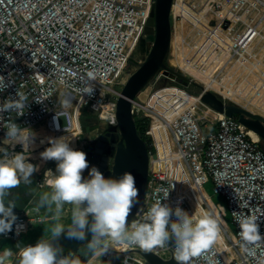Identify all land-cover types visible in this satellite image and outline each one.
Masks as SVG:
<instances>
[{"label": "built area", "instance_id": "2783aa9c", "mask_svg": "<svg viewBox=\"0 0 264 264\" xmlns=\"http://www.w3.org/2000/svg\"><path fill=\"white\" fill-rule=\"evenodd\" d=\"M154 4L155 0H0V76L6 85L0 91V104L18 99V92L27 98L22 115L0 112V158L17 153L28 158L33 152L29 146L25 151L24 144L6 143L5 125L10 121L31 133L27 144L38 141L33 135L42 129L59 136L77 128L80 133L72 148L83 152L84 109L96 112L108 125H117V86H123L131 75L128 69L135 64V53ZM182 19L194 26L193 39L183 37L182 41L189 51L186 65L203 72L212 70V81L219 68L221 73L216 76L222 75L221 80L233 79L231 69L236 67L247 68L249 76L264 80V0H199L195 7H190L187 0H173V30ZM217 50L222 53L220 57ZM90 72L94 79H89ZM156 86L145 101L135 99L132 103L135 121L149 120L146 134L152 141L145 202L134 221H142L157 200L173 210L180 207L189 215L206 213L208 194L204 186L212 183L215 194L227 203V209L218 204L221 215L214 217L219 218L222 228L223 217L229 216L235 228L232 237L226 234L228 242L224 238V245H215L212 259L217 264H264V243L256 246L255 256L246 254L233 215L255 210L261 216L259 231L264 236V151L260 139L252 138L236 117L204 104L201 96H193L195 101H190L182 94L186 91L176 86ZM84 87L92 88V93L82 92ZM169 94H175V98L166 100ZM155 118L167 126L171 137L160 134V140L155 138L153 127L161 128ZM34 162L39 165V160ZM47 169L55 173L56 163ZM37 185L47 186L45 178H39ZM160 188L169 190L166 200L163 191L157 192ZM197 193L204 200L195 210L190 200L196 199ZM28 216L24 213L17 217L0 240L16 242L35 222L46 220ZM140 251L145 250L112 244L105 254L91 257L86 264H150ZM147 252L175 259L170 245ZM191 264L207 262L201 256L194 257Z\"/></svg>", "mask_w": 264, "mask_h": 264}, {"label": "clouds", "instance_id": "9594fccd", "mask_svg": "<svg viewBox=\"0 0 264 264\" xmlns=\"http://www.w3.org/2000/svg\"><path fill=\"white\" fill-rule=\"evenodd\" d=\"M94 79L93 73L88 74ZM4 77L0 76V91L5 87ZM82 92L91 94L92 88L84 87ZM18 99L6 100L0 104V112L15 111L23 114L27 98L17 93ZM7 142L15 141L25 145L31 133L14 122L5 125ZM50 147L40 155L45 161H55L56 171L45 173V183L51 189L44 192L38 202L37 210L45 208L52 212V226L48 230L50 238L40 239L34 246L20 247L15 253L19 264H82L80 259L70 260L60 256V248L54 243L62 234L69 239L86 240L91 234L87 248L95 256L105 254L112 244L123 248L139 247L145 251L172 246L177 264H191L194 257L203 256L207 264H217L212 259L214 247L221 239L219 218L206 213L189 215L180 207L174 210L157 200L142 221L128 224L131 209L138 202L139 189L135 177L128 172L120 177H108L95 166L89 165L86 153L73 149L65 138L50 139ZM37 167L27 162L23 153L0 158V233L11 230L16 219L13 214L15 203H5L8 192L20 183L30 182L29 177ZM88 170V177L83 173ZM169 196L166 188L157 189ZM65 205L71 206L70 225L63 222ZM176 219L173 221L172 216ZM239 226V237L243 251L255 256V248L264 243L260 234L259 218L255 210L233 213ZM261 215H264L262 213ZM14 252L5 248L0 252V264H11Z\"/></svg>", "mask_w": 264, "mask_h": 264}, {"label": "water", "instance_id": "95a60500", "mask_svg": "<svg viewBox=\"0 0 264 264\" xmlns=\"http://www.w3.org/2000/svg\"><path fill=\"white\" fill-rule=\"evenodd\" d=\"M173 0H155L150 17L145 27L143 41L146 44V58L137 64V69L127 78L116 100L117 125H108L99 120L97 113L91 111L96 122L89 127L84 138V152L90 167H97L106 178L120 177L123 173H131L135 177L139 189L138 202L131 209L128 224L135 220L137 212L143 207L149 175L150 155L146 141L140 135L132 113V103L135 99L145 101L152 87L160 78L165 81L190 82L199 88L201 101L220 114L236 117L238 121L256 134L264 151V119L240 106L236 102H228L217 94L208 91L202 84L191 81L183 71L169 61L173 49V27L171 21ZM156 158V155H153ZM88 177V170L84 171ZM50 238V237H49ZM91 234L86 240L69 239L62 234L54 243L60 248V256L70 260L80 259L86 264L93 253L87 248ZM37 242L29 244L34 246ZM27 245V246H29ZM150 264H177L170 257L162 259L158 255L139 252ZM14 264H19V257Z\"/></svg>", "mask_w": 264, "mask_h": 264}, {"label": "rangeland", "instance_id": "374dc122", "mask_svg": "<svg viewBox=\"0 0 264 264\" xmlns=\"http://www.w3.org/2000/svg\"><path fill=\"white\" fill-rule=\"evenodd\" d=\"M187 3L190 5V7H195L199 4V0H187ZM182 6L185 7L184 5H182ZM193 12H195V10ZM177 28H178V30L177 29L176 30L179 33L182 31L181 28H184L186 30L185 34H179L180 36L188 37L187 39H193V37H194V32H193L194 26H193V24L189 23L187 20H183V21L180 20V21H178ZM176 30L175 29L173 30V49H172L171 54L169 55V61L173 65L176 66L178 71H181L180 68H178V66H177L176 57H175V37H174V35H175ZM184 46L187 49L186 45H184ZM217 52H218V56L220 57L222 55V53H220L218 50H217ZM185 53L186 54L189 53L188 49ZM259 53L262 54V51H259ZM145 58H146V44L144 41H142L140 43L136 53H135V58H134L135 64H133L128 69L129 72L127 74H132L137 69V66H138L137 64L143 62L145 60ZM219 69L221 70V68H219ZM220 70L215 72L213 77L215 79V82L222 84L225 81V80H221V78H223V76L222 75L216 76L217 74L221 73ZM240 70H242L244 72V74L240 75L239 74ZM227 71L228 70H225L224 72L226 73ZM247 73H248V69L244 68V67H236L234 69H231V75L233 76V79H231V80H233V86L235 87L236 84H239V80L241 78H245L246 76L249 77V75ZM185 75H187V74H185ZM127 78H128V76L125 79L127 80ZM231 80H228V81H231ZM199 83L203 84L202 82H199ZM203 85H205V84H203ZM165 86H167V87H175L176 86L182 90H185L186 93H189L190 95H192L194 97L197 96V93H201V90L199 88L194 87L190 82H180L179 80H177V81H169V80L165 81V79L162 77L158 80L156 87H158L157 89H159V88H163ZM205 87H206V85H205ZM121 88H122V86H117V89L120 91H121ZM262 90H264V87H262ZM210 91H212L213 93H216V94L218 93L217 91H215L213 89H210ZM217 95L221 99H223L224 101L235 102V101H232L230 98L223 96L220 93H218ZM237 104H239V103H237ZM239 105L244 107L245 103L242 102ZM246 109L251 111V112L256 110V108L253 106H249ZM252 109H253V111H252ZM136 121H138V120H136ZM95 122H96V118L91 113V111L89 109H84L82 111V115H81V123H82V129H83L85 134L88 133L89 127H91ZM148 128H149V126H148ZM78 133H80V130L77 132V134ZM168 133H169V137H171L170 131H168ZM146 136L150 137V139H151V136H148L147 134H146ZM33 147H34V145H33ZM48 147H50V145L47 146V148ZM150 149H151V147H150ZM38 151H40V150H38ZM43 151H45V150H43ZM55 163H56L55 161H47V164L45 166L42 165L41 168L39 169L38 173L34 172L29 177L30 182H23L22 181L19 186L13 188V189H16L15 192H12V189H11L8 192L7 196L5 197L6 206H7V203L9 201L15 203L16 206L14 207L13 214L16 218L19 217L20 215H23L24 213L29 212V216H28L29 218L36 219L40 216V217H43L46 219L42 223L35 222L33 227L31 228V230L25 235V237L21 238V240H18L15 243L12 241L0 240V247L2 250H4L5 248H8L14 252V262L17 261V255L15 253L18 252L20 247H22L25 244L29 245V244L38 242L43 237L45 239H48L50 237V232L48 230L52 226V221L50 219L52 212H50L47 209L42 208V207L37 210V202H38L40 196L44 192H49V191H51V189L48 186H45L44 188H39L37 186V180L39 178H41V180H43V177L45 178V173L50 170L47 168L48 167L53 168ZM204 190L208 194V196H210L211 200L214 202L213 203L211 201L215 207H216L215 204H217V205L219 204V205H223L227 209L226 200L221 195L215 194L214 186L212 183H208L207 185H205ZM14 195H15V197H14ZM190 203H191V206H193L194 209L196 210V207L193 205V202L191 200H190ZM204 203H205L204 209L206 210V213L209 215H213V216L216 215V212L209 205L208 201H204ZM207 205H208V207H207ZM219 213H220V211H219ZM70 215H71V206L65 205L62 222L66 226L70 225ZM220 215H221V213H220ZM223 219H224V221L228 222V224H229V219L227 218V216L223 217ZM224 221H222L223 226H222L221 230L224 234L223 236H225L226 242H228V238H227V235L225 233V230L227 231V233L231 237V235L234 234V229L230 224H229V228H228L225 225ZM44 232H46V234L43 236ZM17 244H19V245L17 246Z\"/></svg>", "mask_w": 264, "mask_h": 264}, {"label": "bare ground", "instance_id": "6f19581e", "mask_svg": "<svg viewBox=\"0 0 264 264\" xmlns=\"http://www.w3.org/2000/svg\"><path fill=\"white\" fill-rule=\"evenodd\" d=\"M177 26L178 25L175 26V30L176 29L178 30ZM177 30L175 32L174 37H175V57L178 68H180L181 71L191 75L199 82L205 84L208 90L213 89L218 93L222 94L223 96L230 98L232 101H235L236 103L241 104L242 102H244L245 108H248L249 106L255 107L256 110L253 111L252 109V111L256 115L264 119V90H262V87H264V81L260 79H256L251 76L249 77L246 76L245 78H241L239 80V84H236L235 87L233 86V80L231 81L225 80L222 84L212 81L209 77V74L212 72V70H210L209 72H203L200 69L195 70L192 66L186 65L185 56L187 54L185 52L187 51V49L183 48L182 46L183 37L179 35V34H185L186 30L184 28H181L182 31L180 33ZM200 58L201 55H198V60ZM239 74L242 75L244 74V72L240 70ZM177 93H179V91H175V94ZM175 94H169L165 96L166 100H169V98H175ZM182 94L188 100L195 101V98L191 96L189 93L182 92ZM158 109H161V107L158 106ZM155 119H156V123H158V125L161 126V128H159L157 125L153 127L152 132L155 138L157 140H160L161 139L160 134L163 137L167 138V136H169L168 130L165 129L167 128V126H163L162 122L158 118ZM78 131L79 129L76 128L72 130L69 134L56 136L53 133L46 131L45 129L40 130L39 133L33 135L34 137L39 138V140L34 142H29L27 144V146L30 147L31 151H33L28 155L27 162L32 165H36L38 169H40V167L46 163V161L41 158L40 154L42 153L43 150H46L48 141L50 139H58L63 137L66 139L67 142H69L70 146L72 147L76 144L75 138ZM249 134L252 138L258 140L259 137L256 134H254L251 131ZM35 160H39V165L34 162ZM207 197L208 196H206V200L208 201L209 205L213 208V210L216 212V216L220 217V213L218 209L213 205L211 200ZM191 200L194 206L197 205L199 207V205L203 202L204 199L200 194L197 193V198L195 199L194 197V199ZM223 235L224 234L221 232V241L224 244L225 236Z\"/></svg>", "mask_w": 264, "mask_h": 264}, {"label": "trees", "instance_id": "16d2710c", "mask_svg": "<svg viewBox=\"0 0 264 264\" xmlns=\"http://www.w3.org/2000/svg\"><path fill=\"white\" fill-rule=\"evenodd\" d=\"M136 125H137L138 131H139L140 135L142 136V138L146 141L147 145L151 146L152 141H151L150 137L146 136V131L148 130V126H149V120L148 119H140V120L136 121ZM149 146H148V148H150ZM215 205H216V207L218 206L217 204H215ZM195 207L199 208L197 205H195ZM218 244L221 246L224 245L223 242L221 241V239L218 241Z\"/></svg>", "mask_w": 264, "mask_h": 264}, {"label": "crops", "instance_id": "0c3cea01", "mask_svg": "<svg viewBox=\"0 0 264 264\" xmlns=\"http://www.w3.org/2000/svg\"><path fill=\"white\" fill-rule=\"evenodd\" d=\"M38 186V185H37ZM16 191V189H12V192H15ZM11 193V192H10ZM14 197H15V195H14ZM210 197V196H209ZM210 200H211V198H210ZM212 201V200H211ZM213 202V201H212ZM214 203V202H213ZM223 206V205H222ZM14 210V209H13ZM28 214H29V212H27ZM227 218L229 219V224L233 227V229H234V233H235V228H234V225L232 224V222H231V218L229 217V216H227ZM224 223H225V225L229 228V224H228V222H226V221H224ZM225 233L228 235V236H230L228 233H227V231L225 230ZM1 235H2V233H0V237H1ZM234 234H232L231 235V237L233 236ZM15 243V242H14ZM19 244H17V246H18ZM28 244H25V245H23L22 247H24V246H27ZM3 250L1 249V247H0V252H2ZM11 261H13L14 262V255H13V257L11 258ZM15 263V262H14Z\"/></svg>", "mask_w": 264, "mask_h": 264}]
</instances>
